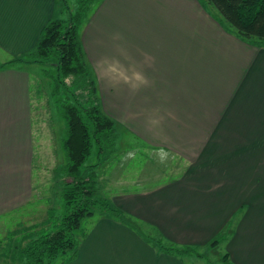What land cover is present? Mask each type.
Returning <instances> with one entry per match:
<instances>
[{
    "label": "crops",
    "instance_id": "0c3cea01",
    "mask_svg": "<svg viewBox=\"0 0 264 264\" xmlns=\"http://www.w3.org/2000/svg\"><path fill=\"white\" fill-rule=\"evenodd\" d=\"M57 3L0 0V65L36 46ZM93 6L81 38L104 112L121 139L140 137L187 162L178 180L108 198L182 245H204L237 215L225 251L234 264H264V46L241 40L205 0ZM24 65L0 68V218L30 216L40 192L36 165L44 179L48 171L49 115L40 88L35 105ZM137 74L147 84L133 88ZM52 159L57 164L56 151ZM149 237L101 215L69 264H188L159 252Z\"/></svg>",
    "mask_w": 264,
    "mask_h": 264
},
{
    "label": "trees",
    "instance_id": "16d2710c",
    "mask_svg": "<svg viewBox=\"0 0 264 264\" xmlns=\"http://www.w3.org/2000/svg\"><path fill=\"white\" fill-rule=\"evenodd\" d=\"M69 1L58 0L53 16L30 52L0 65L3 68L23 62L52 66L53 94L67 123L63 171L69 181H65L62 191L64 211L58 215L50 209L47 225L29 233L28 240L19 248L21 264H56L60 260L61 264H69L79 254V231L84 220L98 213L126 220L123 210L103 195L98 173L101 165H107L118 155L121 137L117 122L102 108L99 85L82 44L81 28L96 0H74V7ZM205 1L238 37L264 46V0ZM237 218L234 216L211 240L212 249L234 234ZM162 236L149 237L159 252L182 259L192 255L207 259L197 246L169 243ZM218 256L220 263L215 264H234L229 252L218 249Z\"/></svg>",
    "mask_w": 264,
    "mask_h": 264
},
{
    "label": "rangeland",
    "instance_id": "374dc122",
    "mask_svg": "<svg viewBox=\"0 0 264 264\" xmlns=\"http://www.w3.org/2000/svg\"><path fill=\"white\" fill-rule=\"evenodd\" d=\"M99 2L100 0H96L93 8H95ZM69 3L72 7L75 6L74 0H70ZM211 7V10H215L213 6ZM84 21H86V19ZM23 64H25L24 66L31 72V88L32 96L35 98V105L38 106V104H40L39 97L36 98L39 91L36 89L40 88L42 100L46 104L41 106V108H44L49 115L46 165L43 166L40 164V167L43 166L42 168H47L48 171L44 179V177H42L44 173H40L36 165L35 183L36 188L40 192H37V198L31 203L30 216L23 218L21 217L23 213L18 212L8 217L0 218V264H21L19 260V246L22 245L24 241L28 240L29 233L38 232L39 228L47 225L50 209L53 208V212L58 215H61L64 211L62 196V184H64V182L59 175L62 172V174H65L63 167L66 163V154L62 143L66 135L67 123L63 116L62 109L59 106L60 103L53 94V79L51 76L53 75V67L42 64H30V66L27 63ZM52 135L55 141V149L52 147V142L50 141V139L53 141ZM119 136L121 137V133ZM122 138L123 139L120 138V141L117 143L118 155L107 164L108 166L101 165L98 168L102 193L107 197H112L113 199L125 198L127 196L126 193L133 194L145 188H153L167 182H173L181 177L183 170L187 167V162L181 157H178V155L175 156L170 152H164L166 148L150 146L149 141L137 136L130 139L125 137ZM53 151L57 153V164L55 160L52 159ZM103 178H105V183L103 182ZM110 200L112 199L110 198ZM124 213V217L126 218L125 223L133 225L136 228L138 227L150 237L155 236V239H159L160 235H162L158 229L151 228L137 218L130 217L126 212ZM101 215L102 214L98 213L84 220L79 235L83 237V235L92 228V223L96 219L98 220ZM82 232L84 234H82ZM162 237H164L162 238L163 241H167L165 236ZM211 240L212 239L204 245L190 244L197 246L198 251L205 255L207 259H200L195 255L186 256L183 259L178 258L188 264L220 263L218 260V249L221 252H225L224 245L227 241H222V243L215 248L217 250H215L209 245ZM170 242L175 243L172 241ZM150 243L155 248L157 247L154 241ZM60 261L56 264H61Z\"/></svg>",
    "mask_w": 264,
    "mask_h": 264
},
{
    "label": "clouds",
    "instance_id": "9594fccd",
    "mask_svg": "<svg viewBox=\"0 0 264 264\" xmlns=\"http://www.w3.org/2000/svg\"><path fill=\"white\" fill-rule=\"evenodd\" d=\"M135 79L139 82V84H137V85H133V88H137V87H139V85H141V84H147V80H145L144 77H143L142 75L137 74V75L135 76ZM148 122H149L150 124H152V125H156V124L159 123V120L150 117Z\"/></svg>",
    "mask_w": 264,
    "mask_h": 264
}]
</instances>
